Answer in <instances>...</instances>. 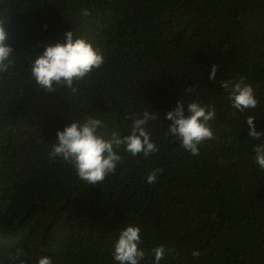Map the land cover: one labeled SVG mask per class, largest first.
I'll return each mask as SVG.
<instances>
[{
  "label": "trees",
  "instance_id": "obj_1",
  "mask_svg": "<svg viewBox=\"0 0 264 264\" xmlns=\"http://www.w3.org/2000/svg\"><path fill=\"white\" fill-rule=\"evenodd\" d=\"M0 19L14 49L0 73V264H38L41 256L117 264L114 244L128 226L141 229V264H154L159 246L160 264H264V170L254 153L264 136L251 139L247 125L254 117L264 132V0H0ZM68 31L105 63L74 84L76 93H46L32 62L42 42ZM241 78L258 100L243 112L221 87ZM179 101L216 108L215 139L199 155L166 135V113ZM145 111L159 116L147 125L159 151L145 158L122 146V162L101 184L86 185L73 166L48 157L57 131L73 122L100 118L110 139L130 134L126 116ZM156 168L164 171L149 185Z\"/></svg>",
  "mask_w": 264,
  "mask_h": 264
},
{
  "label": "clouds",
  "instance_id": "obj_2",
  "mask_svg": "<svg viewBox=\"0 0 264 264\" xmlns=\"http://www.w3.org/2000/svg\"><path fill=\"white\" fill-rule=\"evenodd\" d=\"M81 15L88 17L90 12L84 9ZM5 26L6 21L0 19V73H6L13 63L14 49L8 43L9 33ZM40 47L43 50L32 62L31 76L46 93H55L58 87H66L76 93L78 89L74 84L94 70L101 69L105 63L104 55L92 43L85 38L76 37L71 31L66 32L56 42H42ZM210 68L209 79L215 81L218 66L212 65ZM221 87L230 91L228 99L234 109L243 112L245 109L257 107L258 100L254 89L250 84H245L243 78L234 84L232 81H221ZM191 91L189 88L188 92ZM158 118L157 114L148 111L142 113V118L139 115L135 118L126 116V119L133 121L130 134L122 137L119 132L113 131L111 138L105 139L100 131L105 127L103 120L89 115L83 122H73L62 131H57V142L52 145L48 157L50 160L62 159L74 167L77 176L86 185L96 186L103 183L109 175L115 174L118 164L122 162V157L118 154L122 146L126 153L132 156L143 154L145 158L159 151L147 130L149 122ZM216 118L215 107H203L193 102L185 108L184 103L179 101L174 110L166 113V120L172 122L166 135L175 137L184 151L194 156L199 155V147L206 141L215 139L209 122ZM254 120V117L247 120L248 137L261 140L264 132L257 130ZM254 153L255 162L264 170V143L256 145ZM163 171L161 168L150 171L146 177L147 183L154 184ZM142 243L139 227L128 226L121 230L112 252L114 261L117 264H141L145 259V251L140 248ZM165 251L164 246L152 249L154 264H160ZM24 255V249L16 250L17 258ZM191 255L198 260L201 253L193 251ZM38 264H54V261L41 256Z\"/></svg>",
  "mask_w": 264,
  "mask_h": 264
}]
</instances>
